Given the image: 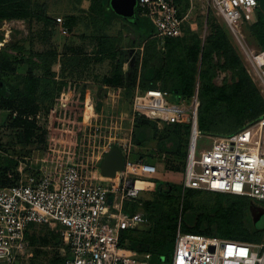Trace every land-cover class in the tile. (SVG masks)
I'll use <instances>...</instances> for the list:
<instances>
[{"label":"built area","instance_id":"obj_1","mask_svg":"<svg viewBox=\"0 0 264 264\" xmlns=\"http://www.w3.org/2000/svg\"><path fill=\"white\" fill-rule=\"evenodd\" d=\"M213 2L229 32L242 44L243 27L257 20L259 0ZM136 8L151 22L152 38L159 42L184 34L188 13L181 11L179 0H137ZM56 19L63 21L62 17ZM247 55L264 85V51ZM199 105L197 91L189 103L168 90L142 88L139 83L133 97L134 116L144 115L158 123H191L184 189L264 202V117L235 133L214 137L210 146L198 149ZM122 152L120 174L107 179L100 173L105 178L101 181L84 174L77 163L68 164L59 175L44 170L38 173L33 167L27 170L26 163L20 164L18 180L0 185V264H31L25 261L32 255L28 233L45 225L64 231L68 254L61 264H160L152 253L140 254L128 238H121L123 230L150 225L143 212L126 211L124 205L140 197L137 178L156 176L157 166L135 158L130 145L122 147ZM167 264H264V241L222 239L179 229Z\"/></svg>","mask_w":264,"mask_h":264},{"label":"rangeland","instance_id":"obj_2","mask_svg":"<svg viewBox=\"0 0 264 264\" xmlns=\"http://www.w3.org/2000/svg\"><path fill=\"white\" fill-rule=\"evenodd\" d=\"M80 1L81 0H35V2L47 4L49 6V12L54 14V16L62 17L64 22H67L68 19L61 13V9H64L63 13L68 12L69 9L72 8L77 10L79 22L78 25L74 27V35L80 36L79 42L82 48L78 56L75 57L77 53L75 52L74 56L67 55L65 56L66 58L64 57V74L61 73V75L64 76L63 79L69 80L73 84H78L79 91L84 89L85 97L80 101L78 100L70 107L71 102L75 100L79 91H75L73 96H71V93L66 94V92L62 94L61 92H57L55 84L51 83L49 85L51 95L47 97L42 95V98L38 100L40 109L35 116L37 127L34 128V135L30 139L26 137L22 127L13 126V119L16 116V111L11 108L3 107L0 104V167L7 168L5 176L10 182H13L19 176L18 168L22 163L27 164V170L33 167L39 169L38 173L44 170L53 175H59L68 164L77 163L82 166L81 168L84 174L93 176L97 178L98 181H101L105 178L102 179L100 177L99 167L107 151L114 146L127 147L131 145V133L135 124L133 112L135 89H132L130 82L137 61L139 58L143 57L144 43L146 40V35L142 32L140 27L133 24L140 16L138 9L135 8L134 15L130 17H121L117 15L121 20L115 19L107 28V32L117 35L121 43L119 58H124L126 60L125 72L129 74L128 77L126 76L124 86L110 89L103 84V77L110 73L112 62L110 57H105L106 55H91L93 52L98 53L96 46L97 42H95V35H93L91 28L88 30L86 26L90 18L81 8V6H83V8L86 7L89 1L84 0V2L81 3ZM181 7L184 15L188 13L187 21H185L184 34L186 35L187 30L198 34L202 40V46L205 45L207 38L214 34L210 21L211 18L215 19L216 23L225 29L232 45L240 55L247 72L256 84L264 100V85L257 79L247 55L248 53L250 56H253L264 50L252 33L250 25L243 27L244 37L242 38L241 44L233 34L229 33L224 19L217 13L213 0H190L188 6H186L185 1ZM113 10L114 9L109 6L105 16L110 17V15H114L112 12ZM4 24L5 23H3L1 30L6 37L10 38L12 36V39L15 38L17 42L20 41L26 44V46L29 45V34L27 35L28 24H25L24 26L26 29L22 30L23 28L20 23H12V25H10L11 28H16L17 26L21 28H17L13 32L10 28L11 33L8 36L6 34L9 27ZM36 30H33V32ZM67 37H70V35ZM34 38L38 40L34 47L38 50L43 49L46 42L43 40L41 41L38 37ZM8 41L11 40L8 39ZM4 45L3 42L2 47ZM165 46V43L158 41V49L162 50V52L166 50ZM164 56L165 54L161 55L162 60L158 56L153 57L151 63L152 68L148 72L149 77H153L154 74H156L155 72L163 65ZM213 60L214 63H222L223 57H221L219 61V56L214 54ZM26 68L27 63L19 65L17 70L18 74L24 73ZM55 68H57V66H55ZM200 70L201 64L199 62L198 72ZM36 72L41 73L42 71L37 69ZM10 77L12 84L21 79L16 73L11 74ZM175 78L176 74H166V77H157L154 83L160 89L169 90V86H171ZM212 81L218 86L232 84L238 81V75L234 74V71L231 69L223 70L218 66ZM199 89L200 76L198 73L195 83V92L197 91L198 98ZM194 94L189 98V103L192 101ZM219 112L216 113V121L210 132L201 133L199 131L197 140L198 149L210 146L214 137L223 135L226 132H231L236 128L232 116ZM85 114H87V121H85ZM249 119L250 118H247L245 121L247 122ZM207 121H209V118ZM156 125L159 130L158 135L166 134L165 123L156 122ZM179 137L182 139L180 151H189L191 136L188 138L187 134L181 132ZM160 142L157 136L153 139L151 138L145 147L137 148L132 146L133 152H135L134 155H143L145 160L156 164L158 169V174L156 176L137 178V184L141 188L137 211L145 212L143 203L147 200L160 199L159 192H157V179L169 181L176 185V188H174L172 192L175 197L174 199L167 197L160 199L163 202L162 209L169 210L175 206L182 212L180 214L181 216H183L186 211V215H189L187 218V225L190 227L194 225L195 218L199 214H205L207 212L203 207L204 203L209 202L213 204L214 201L219 198L223 199L225 204L229 201L242 202L240 198L221 196L218 194L219 192L207 190L199 191L190 188L184 189L183 187V190H179L178 187L182 186L185 171L183 167L185 168L188 155L184 156L182 154L170 153L175 151L177 143H175L173 148L167 146L164 149ZM11 160L17 161L18 163L11 162ZM173 172L179 177L172 178L170 175ZM183 193H185L184 200H182L184 196ZM245 198L249 203L252 201L250 197L246 196ZM185 200L186 205H188L189 202L192 203V207L186 208V210H184ZM253 202L264 206V202ZM249 212L251 214V210ZM208 214H214V211H209ZM179 229L180 227L178 230ZM34 231L37 232L38 238L33 243L30 239L29 249L32 255L30 258L25 259V261L31 264H51L55 258H64L67 256L68 246L65 241L64 231L61 230L60 227L52 229L45 225L34 229ZM254 238L255 240L252 242L264 241V227L260 234Z\"/></svg>","mask_w":264,"mask_h":264},{"label":"trees","instance_id":"obj_3","mask_svg":"<svg viewBox=\"0 0 264 264\" xmlns=\"http://www.w3.org/2000/svg\"><path fill=\"white\" fill-rule=\"evenodd\" d=\"M185 1L186 6H188L190 0H179L180 5L182 6ZM91 2L90 16L88 15L90 22L95 26L108 24L112 18L111 15L110 17L105 16L109 7L107 4L108 0H91ZM46 12L45 3L33 0H0V25L4 19H30L35 16L45 22H51L52 18ZM67 19V23L70 25L78 21L79 15H71ZM210 21L214 34L207 38L205 45L202 46V40L198 34L187 30L184 36L167 38L165 41L166 50L162 52V50L158 49V40L152 38L153 26L151 22L139 16L136 25L144 32L146 40L143 57L137 61L132 73L130 86L135 89L139 83L142 88L160 89L154 83L157 77H166V74H176V78L169 86L168 91L176 98L184 97L190 100L189 98L195 93V83L199 73L200 105L198 108V130L201 133L210 132L216 121V113L221 111L219 113H225V115L234 118L236 128L231 132L224 133L231 134L264 117V100L247 72L240 55L232 45L225 29L217 24L215 19L211 18ZM250 29L264 50V12L260 7L258 8L257 20L250 25ZM102 30L103 28L98 29V31ZM3 38L4 35L0 32V40ZM99 39L100 53L105 54L109 51V57L112 62L110 73L103 77V84L113 88L124 86L126 76L128 77L129 74L124 70L126 60L119 58L120 47L116 46L115 39L107 37L104 32L101 33ZM26 52L25 46L19 41H9L0 48V104L16 111L13 126L22 127L26 137L30 139L34 135V128L37 127L35 116L40 109L38 100L42 98V95L44 97L51 95L49 85L51 83L55 84L57 92L60 93L66 89L77 91L78 84H73L66 79L55 80V72L52 69L56 61L55 55L47 52H38L36 55L27 56ZM162 54H165L163 65L155 72L156 74L153 77H149L148 72L152 68L153 57L158 56L162 60ZM214 54L219 56V61L223 57V62L214 63ZM199 62L201 70L198 72ZM23 63H27L26 71L18 74V66ZM218 66L223 70H233L234 74L238 75V81L221 86L214 84L212 80ZM37 69L42 71L43 74H38L36 72ZM13 73H16L21 78L14 84L10 80V75ZM84 97L85 90L82 89L78 92L75 100L71 102L70 107ZM208 118L209 121H207ZM247 118L250 119L246 122L245 119ZM134 119L135 124L131 133L132 144L142 148L147 145L151 138L158 136L164 149L167 146L173 148L175 143H177L175 151L170 153L188 155V150L186 152L180 151L182 139L179 134L184 132L188 138L191 136L192 125L190 122L165 123L166 134L158 135L159 130L156 120L144 115H135ZM134 157L144 159L143 155L136 156L135 154ZM11 162L18 163L14 160H11ZM183 169L185 170L184 167ZM6 173L7 168L0 167V185L2 186L12 185L19 178L18 176L17 179L10 182L5 176ZM156 183L160 199H163V197L175 198L172 194L174 188H176L175 184L160 179H157ZM182 187L179 186V190H183ZM183 194L182 200L185 198V193ZM218 194L229 196V198H240L242 202L229 201L225 204L223 199L219 198L213 204L204 203L203 207L207 212L199 214L195 218L194 225L190 227L187 225L189 215H186V211L181 216L182 212L175 206L169 210L162 209L163 202L159 198L147 200L143 203L145 208L144 216L150 222V230H123L121 238H128L131 247L140 254L152 253L153 260L160 264H167L171 261L179 227L183 232L188 233H199L206 236L244 242L254 241V237L260 234L263 227L258 228L253 222L249 212L251 202H247L246 196L228 193ZM138 203V199L134 202H126L124 209L134 213L137 211ZM189 207H192V203L189 202L186 205L185 200L184 210ZM209 211H214V214H208ZM36 233L35 231L31 234L28 233L32 243L38 238ZM163 257L164 260H162ZM65 258L57 257L51 264H61Z\"/></svg>","mask_w":264,"mask_h":264},{"label":"crops","instance_id":"obj_4","mask_svg":"<svg viewBox=\"0 0 264 264\" xmlns=\"http://www.w3.org/2000/svg\"><path fill=\"white\" fill-rule=\"evenodd\" d=\"M87 1H89V4L86 7H84V8H83V6H81V8H82V10H84L87 13V16L88 15L90 16V8H91L92 2H91V0H87ZM81 2H84V0H82ZM45 6H46V11H47L46 13L48 14V16L50 18H52L51 22H45L44 20L39 19L36 16L33 17V18H30V19L29 18L28 19L27 18L4 19L1 22L0 28L2 27L3 23H5L6 26L9 27V29L11 28L10 25H12V23H14V24L15 23H20L22 28H23L22 30H25L26 28H25L24 25L28 24L27 35L29 34V37H28L29 45L26 46V44L21 43L20 41L19 42L21 44H23V46H25V48L27 50V52H26L27 56L32 55V54L36 55L38 52L39 53L47 52V53L55 55L56 61H55L54 65H53L52 69L55 72V76H54L55 80L60 81V80H63V77H64V76L61 75V73H63V59H64V57L67 56V55L68 56H71V55L74 56L75 52H77L75 54V57H76V56L79 55L80 49L82 48V46H81V44L79 42L80 36L74 35V33H75L74 27H76V25H78L79 21L73 22L70 25H68L67 22H64V20L62 22H57L56 18L58 16H54V14L49 12V6L47 4H45ZM108 6H111L110 0L108 2ZM56 12H58V11H56ZM63 12H64V9H61V13L64 16H66V17L71 16V15H79L77 13V10H75L73 8L69 9V11L66 12V13H63ZM112 12L114 13V15H112V18H111L110 22L108 24H106V25H103V26H101V25L97 26L96 25L95 26L90 21L87 22V24H86L88 30L91 28V31L93 32V35H95V42H97L96 46H97V49H98V53H96V52L94 53L93 52L94 54L92 53L91 55H94V56L95 55H100V56H105L106 55L105 57L109 58V55H110L109 51L107 53H105V54L103 53V55H102L100 53V50H99V48H100V46L98 45V43L100 41L99 36L101 35L102 32H104L107 37H111V38L115 39L116 46L117 45L119 47L121 46L120 45L121 43L119 42V39L117 38V35H113V34L108 33L107 32V28H108V26L111 25V23L114 22L115 19H120L117 15H119L121 17H125V16H123L121 14H118L115 10H113ZM136 22H137V20H136ZM136 22L133 23L135 26H137ZM17 28H21V27L17 26L16 28H11L12 32L15 29H17ZM36 28H37V30H36ZM101 28H103V30L102 31H98V29H101ZM9 29L7 30V34H6L7 36L11 33V29L10 30ZM33 30H36V31L33 32ZM0 32H1L2 35H4V38L2 40H0V41L4 40V44L9 42L8 39H10L11 41H16L15 38H13L14 40L12 39V36L10 38L6 37L4 32L1 29H0ZM68 35H70V37H67ZM13 37H15V36H13ZM34 37H38L41 41L43 40L44 42H46L45 47L43 49L38 50L36 47H34L35 44L38 41V40H36L37 38H34ZM102 41H104V40H102ZM55 66H57V68H55ZM125 67L126 66L124 64V70L126 69ZM38 74L42 75L43 73L41 72V73H38ZM107 88L113 89V87H111V86H107ZM77 91H79V90H77ZM65 92H66V94H70L71 93V96H73L75 91H70V89H66L64 91H61L62 94H64ZM86 115L87 114L84 115L85 121L88 120V118H86ZM130 146H131V148H132V146L140 148V147L132 144V142H131ZM120 148L122 150L121 146H120ZM132 152H133V148H132ZM133 153H135V152H133ZM170 176L172 178H178L179 177V176H177V174L175 172L171 173Z\"/></svg>","mask_w":264,"mask_h":264},{"label":"water","instance_id":"obj_5","mask_svg":"<svg viewBox=\"0 0 264 264\" xmlns=\"http://www.w3.org/2000/svg\"><path fill=\"white\" fill-rule=\"evenodd\" d=\"M112 8L125 17L134 15L137 0H110ZM259 7L264 12V0H259ZM124 165V154L120 147L114 146L107 151L101 166L100 173L108 179H115L120 174ZM112 201V199H111ZM250 210L254 224L258 228L264 227V206L251 201ZM150 225H138L139 230L148 231ZM164 260V257L162 258Z\"/></svg>","mask_w":264,"mask_h":264}]
</instances>
